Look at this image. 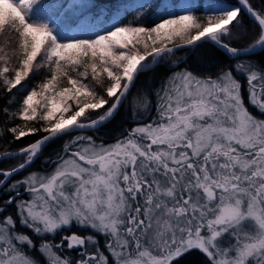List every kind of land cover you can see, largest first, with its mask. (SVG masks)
Returning a JSON list of instances; mask_svg holds the SVG:
<instances>
[{"label":"snow or ice","instance_id":"1","mask_svg":"<svg viewBox=\"0 0 264 264\" xmlns=\"http://www.w3.org/2000/svg\"><path fill=\"white\" fill-rule=\"evenodd\" d=\"M42 7L0 0V264H264V0H143L115 23ZM205 46L229 63L174 59Z\"/></svg>","mask_w":264,"mask_h":264},{"label":"trees","instance_id":"2","mask_svg":"<svg viewBox=\"0 0 264 264\" xmlns=\"http://www.w3.org/2000/svg\"><path fill=\"white\" fill-rule=\"evenodd\" d=\"M89 7L81 9L80 13H76L71 15L68 18V22L75 24L78 19L79 15H84L85 13H88L89 16L97 17L101 12L107 17L108 14L117 8L119 5L125 4L129 0H87ZM41 4L43 6H47L50 8H55L54 10L56 12H63L65 15H69L71 12H68V4L70 3V0H40ZM163 0H153V3L157 5V7L161 6ZM211 2H218L220 6L223 7H229L232 5H238L236 0H211ZM253 3H255L257 6H259V0H252ZM202 3L203 0H197V5H199L202 9ZM135 12L131 8H124L123 11V18L127 16L128 19L132 18V15ZM245 24L253 28V22L250 17L247 16L245 13ZM8 30H6V33ZM10 34V33H9ZM253 32H249L246 35H237L233 38V43H239L241 45H247L250 41V39L253 36ZM6 38L5 34H0V41H3ZM174 59L177 60H186L187 64H181V67L190 66L193 69H204V68H210L214 64H223V63H229L227 59V55L223 53V50H218L215 47L211 46H205L202 48L197 49L194 52H189L187 50L182 52H177L176 57ZM234 63V62H233ZM169 69H174V66L169 62V65L167 68L162 66H157L155 70L146 73L141 76L140 80L137 82V88L133 91V98L136 96V92L148 88H154L156 87L159 82L169 74ZM243 82V81H242ZM245 88H247V85H245ZM129 101H125L124 107L121 109L120 116L113 121L108 129V135L105 136V139L111 140L113 137L118 135L124 127H127L128 124L131 122V119H129ZM101 136H104L103 133H101ZM68 137H64L62 140H56L54 143H52L44 152V155L40 158V160L36 161V168H42L45 167L46 162L49 161V158L54 159V154L56 152H59L62 148V146L68 141ZM28 138H25L24 143H26ZM7 166V165H5ZM4 198L2 194H0V199ZM57 239H59V236H57ZM187 262L189 260H186Z\"/></svg>","mask_w":264,"mask_h":264},{"label":"rangeland","instance_id":"3","mask_svg":"<svg viewBox=\"0 0 264 264\" xmlns=\"http://www.w3.org/2000/svg\"><path fill=\"white\" fill-rule=\"evenodd\" d=\"M70 2H72V0H70ZM86 2L88 3L87 0H86ZM142 2H143V0H129L125 4L119 5L117 8L112 10L108 14L107 17L102 12L97 17L99 18L100 21H105V20L110 21V19L113 18L112 23H115L119 18H123L124 8H126V7L127 8H131L135 12V10L137 9V6L140 3H142ZM190 2L197 5V0H190ZM210 2H211V0H203L202 9H206ZM54 9L55 8H50V7H47V6H43L40 9V11H47V14L50 16L51 19H53V23L56 22V23H59V24H68L69 23L68 22V18L71 15L76 14V13H78L80 11V10H78V12H76V13L71 12L69 15H65L61 11L60 12H56ZM85 15H89V14L85 13ZM92 17H94V16H92Z\"/></svg>","mask_w":264,"mask_h":264},{"label":"flooded vegetation","instance_id":"4","mask_svg":"<svg viewBox=\"0 0 264 264\" xmlns=\"http://www.w3.org/2000/svg\"><path fill=\"white\" fill-rule=\"evenodd\" d=\"M132 119V117H129ZM186 260H189L188 262ZM202 257L198 253H193L191 255L185 256L181 260V264H201Z\"/></svg>","mask_w":264,"mask_h":264},{"label":"water","instance_id":"5","mask_svg":"<svg viewBox=\"0 0 264 264\" xmlns=\"http://www.w3.org/2000/svg\"><path fill=\"white\" fill-rule=\"evenodd\" d=\"M237 1V4H239V0H236Z\"/></svg>","mask_w":264,"mask_h":264}]
</instances>
